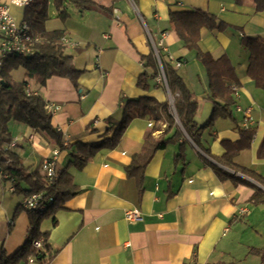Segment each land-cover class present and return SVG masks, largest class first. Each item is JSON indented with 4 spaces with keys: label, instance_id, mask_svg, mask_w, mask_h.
I'll return each instance as SVG.
<instances>
[{
    "label": "crops",
    "instance_id": "0c3cea01",
    "mask_svg": "<svg viewBox=\"0 0 264 264\" xmlns=\"http://www.w3.org/2000/svg\"><path fill=\"white\" fill-rule=\"evenodd\" d=\"M93 1L110 6L112 14L81 12L69 5L62 20L50 3L44 24L46 30H62L67 38L64 51L80 70L76 83L51 76L39 84L26 76L23 67L11 71L13 80L27 81L28 92L59 107L50 123L60 129L68 145L59 150L56 168L66 170L77 187L39 224L54 252L46 264H264L257 252L264 246V203H251V187L218 178L201 156L214 160L188 137L184 161L175 162L179 143H168L152 154L144 169L141 194L126 168L142 151L145 136L155 124L152 119H132L115 146L96 151L81 169L72 164L76 143H93L111 135L109 121L120 120L126 100L143 96L168 100L163 82L152 69L143 67L142 55L153 50L152 41L162 40V51L174 66L181 62L178 72L197 101L196 124L202 126L209 120L213 103L208 98L205 67L195 50L183 47L168 19L170 11L201 9L225 26L214 32L202 27L198 47L215 59L226 56L239 86L233 92L231 118H215L200 132V142L220 157L222 141H237L242 121L247 119L255 133L250 146L233 161L264 176V158L257 156L264 134V90L247 74L249 52L241 45L243 37L264 39V10L256 11L253 0L240 4L233 0ZM25 8L10 3L9 12L16 21H23ZM19 68L21 74L15 78ZM142 72H146L147 89L137 85ZM8 129L11 140H16L11 151L26 172L43 175V159L58 147L17 120H10ZM174 132L175 126L162 121L153 136L168 138ZM8 187V181L0 180V249L9 256L26 240L29 214L20 206L24 192H10ZM21 187L28 188L25 183ZM133 207L139 209L141 218L127 221L124 211Z\"/></svg>",
    "mask_w": 264,
    "mask_h": 264
},
{
    "label": "trees",
    "instance_id": "16d2710c",
    "mask_svg": "<svg viewBox=\"0 0 264 264\" xmlns=\"http://www.w3.org/2000/svg\"><path fill=\"white\" fill-rule=\"evenodd\" d=\"M233 1L236 4L241 3V0ZM253 2L256 11L264 10V0H253ZM50 3L62 20L68 15L66 8L69 5L81 12L98 10L109 15L112 14L110 6L99 4L93 0H31L25 8L23 21L29 25L33 33L40 37V40L35 46L36 52L33 56L13 55L6 58L0 67V79L3 81L0 83V166L14 180L16 191L24 192L25 195L35 191H45V196H52L53 202L45 211L28 212L29 225L26 240L12 255L8 256L0 249V264H46L54 252L47 242L45 234L39 231V224L41 220L61 207L62 202L77 190L66 170L57 171L59 179L54 185H46L43 175L36 172L27 173L21 159L11 150L5 149V145L11 141L8 129L10 120H17L31 127L52 140L59 149L64 148L60 132L51 126V114L47 112L43 98L39 94L28 92L26 80L15 81L11 76L12 70L23 67L26 76L35 78L39 84H44L46 79L51 76L65 77L76 83L80 70L73 65L71 55L64 51L63 31L60 29L46 30L44 26L45 21L49 18ZM168 19L171 29L181 40L183 47L195 50L196 57L205 67L210 89L208 98L213 103L209 120L202 126L196 124L194 115L197 110V101L194 94L168 55L157 48V54L152 50L148 55H142L143 67L152 69L154 76H158L159 68H162L166 87L173 98L172 104H169L168 100L160 102L150 96L126 100L120 120L111 119L109 121L108 131H111V135L93 143H76L72 164L81 169L96 151L115 146L132 119L148 118L154 120L155 124L145 136L142 151L133 156L131 163L126 168L127 175L135 179L138 194H141L143 190L144 169L152 154L156 150L164 148L168 143H179L175 162L184 161V148L188 137L207 157L222 166L220 167L201 156L203 162L211 167L218 178L221 180L230 179L234 184L251 187L254 190L250 197L251 203L253 205L264 203V189L262 188L264 187V176L233 161V157L240 150L250 146L255 133L254 129L239 128L237 141H222L224 153L220 157L213 156L200 142V132L212 125L215 118H231L230 106L234 102L232 86H239L234 67L226 56L215 59L198 47L199 30L202 27L214 32L222 30L225 24L216 16L201 9L170 11ZM241 45L249 52L247 74L254 81L255 86L264 90V39L243 37ZM137 85L143 89L148 88L146 72L140 74ZM176 117L181 127L177 123ZM162 121L168 122L170 126H175V132L168 138H155L153 133ZM257 156L264 158V134L257 149ZM248 179L255 181L261 187ZM21 183H25L28 188L23 189ZM41 237H44L41 245L34 247L33 241ZM257 252L264 262V246ZM29 258H32L33 261L30 262Z\"/></svg>",
    "mask_w": 264,
    "mask_h": 264
},
{
    "label": "built area",
    "instance_id": "2783aa9c",
    "mask_svg": "<svg viewBox=\"0 0 264 264\" xmlns=\"http://www.w3.org/2000/svg\"><path fill=\"white\" fill-rule=\"evenodd\" d=\"M31 0H11L10 3L27 6ZM10 3H6L0 0V66L3 61L13 55L30 57L33 56L36 52V44L39 42L40 37L33 33L29 25L25 21H16L14 17L9 12ZM63 42L67 41L66 37L62 38ZM153 50L155 54H157V48L163 50L162 40L155 42L152 41ZM169 57V56H168ZM170 59V57H169ZM175 65L179 67L181 65L180 61H176ZM1 80V79H0ZM158 81H162L165 84V77L160 69V74L158 76ZM232 89L237 91V86L233 85ZM171 99L172 104V98ZM59 107L53 104H46V110L48 113L53 114L57 111ZM250 123L247 119L242 121V127L248 128ZM60 132L59 128H55ZM16 145V140L13 139L9 143L5 145V149L11 150L12 147ZM62 145L64 148L68 145V140L63 139ZM60 149H54L52 155L43 159L41 163V170L43 172L44 179L46 181V185L52 186L55 184L58 174L56 168L57 156L59 154ZM8 161V160H7ZM9 162V161H8ZM0 180L8 181L9 187L8 190L10 192H15V183L10 176L3 171L0 166ZM53 202L52 196H45V191H35L29 194L22 196L20 200V206L26 210L30 211H45ZM244 212V211H242ZM124 218L127 221H136L141 218V214L138 208L133 207L129 209H125ZM43 241V238H39L33 241L34 247H39ZM29 261H33L32 258H29Z\"/></svg>",
    "mask_w": 264,
    "mask_h": 264
},
{
    "label": "rangeland",
    "instance_id": "374dc122",
    "mask_svg": "<svg viewBox=\"0 0 264 264\" xmlns=\"http://www.w3.org/2000/svg\"><path fill=\"white\" fill-rule=\"evenodd\" d=\"M21 68H19V70L17 72L14 73V76L15 78H18V76L21 74ZM160 69L162 70V68H159V74H160ZM163 72V71H162ZM164 74V73H163ZM159 76V75H158ZM165 87H166V83L164 84ZM167 89V87H166ZM169 92V91H168ZM170 94V93H169ZM170 97L172 98V95L170 94ZM172 101H173V98H172ZM168 102H169V96H168ZM170 104V103H169Z\"/></svg>",
    "mask_w": 264,
    "mask_h": 264
},
{
    "label": "water",
    "instance_id": "95a60500",
    "mask_svg": "<svg viewBox=\"0 0 264 264\" xmlns=\"http://www.w3.org/2000/svg\"><path fill=\"white\" fill-rule=\"evenodd\" d=\"M0 83H3V81H1L0 80ZM167 93H168V96L170 97V94H169V92H168V89H167ZM169 102L171 103V99H169ZM176 121H177V123L179 124V126L181 127V125H180V123H179V121H178V118L176 117ZM211 160V159H210ZM212 161V160H211ZM212 162H214V161H212ZM254 182V181H253ZM256 185H258V186H260L259 184H257L256 182H254ZM261 187V186H260ZM263 189H264V187H262Z\"/></svg>",
    "mask_w": 264,
    "mask_h": 264
}]
</instances>
